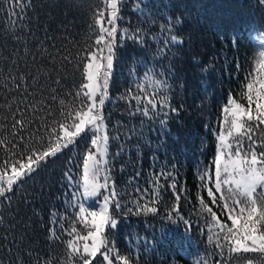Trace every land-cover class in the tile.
I'll list each match as a JSON object with an SVG mask.
<instances>
[{
    "label": "snow or ice",
    "instance_id": "1",
    "mask_svg": "<svg viewBox=\"0 0 264 264\" xmlns=\"http://www.w3.org/2000/svg\"><path fill=\"white\" fill-rule=\"evenodd\" d=\"M104 2L107 26L105 12L99 11V18H94L89 25V28L99 26L98 30L93 28L94 44H88L83 50L77 48L73 53L55 44L56 38L50 36L47 29L40 36L26 23L31 0H0V6L6 4L11 10L5 11L6 19L0 25V152L4 154L0 159V264H114V260L116 264H138L131 255H122L115 248L116 230L123 219L121 213L158 214V205L166 202V194L174 202L169 205L171 210L165 218L170 222H183L186 227L190 224L182 214L180 203L187 188L178 187L179 173L173 176L174 169L170 171L167 165L153 171L148 187L141 188L137 182L134 187L137 195L124 202L127 194L122 195L111 178L113 162L120 153H111L110 143L120 137L110 135L104 116L106 103H112L109 88L117 47L129 42L133 47L144 48L151 40L160 45L156 57L167 59L171 47L183 43L176 32L183 23L182 18L177 16L172 22V18L167 17L168 23L157 25L155 33L140 27L119 30L117 21H124L120 12L128 0ZM257 4L264 8V0H257ZM133 11L142 12L135 0ZM91 38L89 33L85 39ZM260 44L264 45V36ZM53 48L55 52L50 51ZM81 51L86 55H80ZM80 61L86 62L82 64L83 82L74 93L79 107L65 110V100L59 97L72 95L65 92L66 81L81 66ZM150 72L151 69L143 73L144 83L133 82L137 91L129 88L120 99L129 104L130 118L154 121L162 113L163 118L157 121L161 127L156 131L169 133V112L179 109L172 107L168 95L161 94L169 91V84L167 79L158 77L170 74L172 67L167 66L166 71L162 67L156 76L149 75ZM249 76L240 93L246 103L230 96L222 109L223 120L212 162L214 172L197 170L201 188L206 189L212 204L218 206L221 216L226 215L230 222L222 220L202 196L196 197L198 215L207 213V241L215 248L197 264L264 261V48L258 53L254 74ZM68 120L72 123L67 124ZM140 124V130L128 129L131 136L127 139L144 137V119ZM78 144H85L81 163L76 165L77 169L82 167V173L79 179L73 175V162L69 158L63 178L71 190L64 211L67 213L69 207L75 210L76 221L86 234H81L75 226L65 230L69 238L61 255L52 247H34L27 239V226L17 228L22 222L14 212V197L16 190L33 179L34 174L46 170L50 162ZM139 175L137 172L129 183L138 181ZM145 198L155 206L144 203ZM50 217H55L50 226L51 235L59 239L55 227L63 229L60 221L66 220L67 215L50 210Z\"/></svg>",
    "mask_w": 264,
    "mask_h": 264
},
{
    "label": "trees",
    "instance_id": "2",
    "mask_svg": "<svg viewBox=\"0 0 264 264\" xmlns=\"http://www.w3.org/2000/svg\"><path fill=\"white\" fill-rule=\"evenodd\" d=\"M31 3L26 23L40 36L47 29L48 34L56 38L53 41L55 44L73 53L77 48L83 50L88 44H94L96 33L93 28L98 30L99 26L89 28V25L93 24L94 18H99V11L105 12L107 26L104 0H31ZM135 3L141 5L142 12L133 11V0H128L120 12L124 21H117L119 30L140 27L148 33H155L157 25L168 23L167 17L174 22L179 16L183 23L176 32L183 43L171 47L166 54L167 59L156 57L160 45L151 40L144 48L133 47L129 42L117 47L109 88L112 103H106L104 108L110 135L120 137L110 143V152L120 153L113 162L111 178L116 182L117 190L122 195L127 194L124 201L127 203L137 195L134 192L137 182L141 188L149 186L148 180L153 178L156 168L167 165L170 171L174 169L173 176L179 173L178 187L183 185L187 188V194L182 196L180 203L182 214L190 224L186 227L183 222H170L165 218V214L171 210L169 205L174 202L166 194V202L158 205V214L121 213L123 219L116 230L115 248L122 255H131L138 264H197L215 248L207 241V213L198 215L196 197L202 196L221 216L220 208L212 204L206 189L201 188L197 170L206 169L209 174L214 172L212 162L218 145L216 137L222 125V109L229 97L246 103L240 93L246 84V77L250 78L249 74L255 72V61L260 51L258 39L264 36V8L257 4V0H135ZM6 10L11 11L6 4L0 6V25L6 19ZM89 33L92 38L85 39ZM119 34L118 31V39ZM145 39H148L147 34ZM73 41L76 43L73 44ZM50 51L55 52L56 49ZM80 55L86 53L81 51ZM84 62L80 61L81 66L66 81L65 92L72 95L59 97L65 100V110L79 107L74 93L83 82ZM169 65L172 72L158 77L167 79L169 84V91L161 94L168 95L172 107L179 110L169 112L167 128L170 132L158 134L156 129L161 126L157 121L163 118L162 113L154 121L130 118L127 114L129 104L120 97L129 88L137 91L133 82L144 83V72L151 69L149 75L156 76L162 67L166 71ZM141 119H144V137L132 136L130 140L127 139L131 136L128 129H141ZM66 123L71 124L72 121ZM86 143L90 147V141ZM84 152L85 144L65 150L59 158L49 163L46 170L34 174L33 179L16 190L13 208L17 220L22 222L17 224V228L27 226L26 236L34 247H52L63 255L69 238L65 230L75 226L81 234H86L76 221L75 210L69 207L67 213L64 211L68 207L65 201L71 186L63 178L67 161L71 158L73 175L79 179L82 167L77 169L76 165L81 163ZM3 158V152H0V159ZM137 172L140 173L138 181L130 184L129 180ZM144 203L155 206L147 198ZM50 210H56L61 216L67 215L66 220L60 221L63 229L55 227L59 239L50 232L52 220L55 219L50 217ZM221 219L228 222L226 215ZM256 264H264V261H257Z\"/></svg>",
    "mask_w": 264,
    "mask_h": 264
},
{
    "label": "rangeland",
    "instance_id": "3",
    "mask_svg": "<svg viewBox=\"0 0 264 264\" xmlns=\"http://www.w3.org/2000/svg\"><path fill=\"white\" fill-rule=\"evenodd\" d=\"M258 44H259V48H260V50H261L262 48H264V45H261V44H260V39H258Z\"/></svg>",
    "mask_w": 264,
    "mask_h": 264
}]
</instances>
